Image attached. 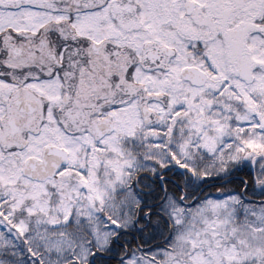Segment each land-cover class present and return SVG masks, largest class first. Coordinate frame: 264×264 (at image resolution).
<instances>
[{"label": "snow or ice", "instance_id": "obj_1", "mask_svg": "<svg viewBox=\"0 0 264 264\" xmlns=\"http://www.w3.org/2000/svg\"><path fill=\"white\" fill-rule=\"evenodd\" d=\"M0 264H264V0H0Z\"/></svg>", "mask_w": 264, "mask_h": 264}]
</instances>
